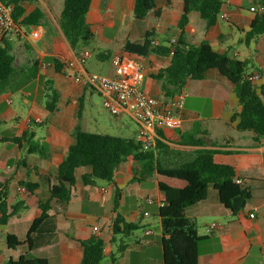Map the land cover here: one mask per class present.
Wrapping results in <instances>:
<instances>
[{
    "label": "crops",
    "instance_id": "1",
    "mask_svg": "<svg viewBox=\"0 0 264 264\" xmlns=\"http://www.w3.org/2000/svg\"><path fill=\"white\" fill-rule=\"evenodd\" d=\"M241 1L224 0L221 12L227 13L229 19L218 20L216 26L210 29H207L197 12H192L185 34L189 43L199 45L207 41L217 52H228L239 60H249L253 70L248 73L260 76V81L255 83L259 90L264 84V52L260 49L264 46V36L249 45L245 43V34L250 30L259 6L252 12L254 5L244 6ZM156 5V10L144 21H138L134 18L135 0H92L87 23L96 31L95 48L109 56V60L103 61L107 67L110 64L113 66L112 58L115 55L127 54L124 46L128 40L141 44L148 32L154 34L153 41L159 46L172 47V40H177L181 34L179 20L184 11V2L156 0ZM23 6L27 15L39 8L41 19L33 25L22 26L25 37L6 41L12 45L16 57L20 83H26V86L30 87L36 86L34 91L22 93L28 109L25 118L8 106L11 105L9 98L12 90L0 96V182L10 180L6 198L10 207L24 201L28 209L12 218L7 225L1 224L0 213V264H8L10 260L17 261L23 255L47 259L49 264H81L82 250L72 239H89L92 236L99 237L104 242L106 257L102 264H163L165 235L159 217L158 222H149L151 213L143 205H139L138 209L129 215H126L122 208L126 206L128 192H135L141 196L143 203L156 205L159 209L161 181L177 188L185 187L186 183L152 174L145 182L155 184L157 191L154 203L148 204V189L136 188L140 182L133 180L139 177L134 172V167L139 166L131 160L118 167L115 184L98 181L95 186H85L81 176L86 170H79L72 200L67 203H51L49 219L41 225L37 233L31 235L32 249H29L28 245L16 249L8 247V235H15L21 241L27 239L33 221L42 214L39 204L51 200L50 188L55 183L57 169L65 158L67 149L75 142L73 131L78 114L81 115L79 122L82 129L87 131L90 123L87 119L88 102L94 94L102 98L95 89L76 81V77L83 70L70 68L63 63V60L70 61L82 53H77L71 48L60 29L59 21L64 0H37L34 3H24ZM234 28L241 35L238 43H245L248 47L256 46L255 55L250 53L244 58H239L241 53L229 43L230 40L235 42ZM32 32L38 33L37 39L32 38ZM29 36L34 41H30ZM17 43L20 60L14 49ZM127 55L140 63L143 70L141 88L148 96L170 100L177 94L166 92L162 83L153 77L160 70L170 66V56L150 54L144 58ZM252 56L258 66L251 60ZM37 62L38 67L35 66ZM56 63L59 65L56 66ZM113 68L114 72L111 75L106 74L107 76L115 74V67ZM85 70L95 73L87 66ZM181 92L185 94L183 126L177 131H164L163 135L167 140L163 141L173 151H181L187 156L197 148L179 146L181 136L195 135L200 138L199 133H206L207 137L203 138L216 142L219 145L217 149L234 152L217 153L214 161L217 164L232 166L238 178L250 180L247 185L252 190V198L245 209L235 216L221 205L217 193L212 188L209 189L205 201L187 209V217L197 225L198 234L202 238L198 246V264H264V139H255L253 132H239L235 129L237 121H232V118L234 112L240 110L238 99L233 84L217 70L209 71L202 81H187ZM53 96L57 97V109L50 112L46 109V104L53 100ZM207 98L211 100V113L209 118L202 121V110L193 106L190 100ZM120 119L118 121L121 122ZM27 131L35 132V140L45 146L50 154L49 158L44 159L38 154L27 156L25 147L11 141H1L18 138ZM24 158L31 169L30 180L40 185L34 194L20 193L18 190V181L25 177L26 171L21 170L16 174L17 165ZM174 160L169 158L168 162L172 163ZM116 187L121 191L117 213L126 223L140 228L141 235H136L135 232L129 236L113 235L112 228L117 216V213L113 212ZM125 190L127 194H124ZM74 204L75 206L71 207ZM87 209L93 212L104 211L105 221L82 222L80 218L88 216L85 213ZM145 212L150 216L145 217ZM214 222L220 223V227L207 233L206 229ZM94 228H98V232H95ZM124 246L125 249L118 253ZM112 254H116L115 261L110 260Z\"/></svg>",
    "mask_w": 264,
    "mask_h": 264
},
{
    "label": "trees",
    "instance_id": "2",
    "mask_svg": "<svg viewBox=\"0 0 264 264\" xmlns=\"http://www.w3.org/2000/svg\"><path fill=\"white\" fill-rule=\"evenodd\" d=\"M1 1L6 5L15 6L14 19L21 25H33L41 19L39 8L27 15L23 6L24 3H34L37 0ZM183 2L184 11L179 20L181 34L175 45L170 48L152 46L154 34L148 32L141 44L128 40L124 51L127 54L144 58L150 54L170 56V66L160 70L153 77L162 83L166 92L172 93V95L181 92L187 81H202L209 71L217 70L222 77L233 84L238 99L240 110L235 111L232 118V121H237L235 129L239 132H253L256 135L255 139L263 138L264 84L258 90L254 82L250 80L253 76L248 73L251 62L239 60L228 52H217L207 41L199 45L187 42L185 28L190 22L191 13L197 12L205 22L207 29H210L218 22L224 0H183ZM91 3L92 0H64L59 26L71 48L77 53L91 52L96 49V31L87 23ZM253 3L254 11L256 5L259 6V10L255 12L250 30L245 34L247 45L264 36V0H254ZM156 6V0H135L134 18L144 21L151 12L156 10ZM157 15L159 16L158 12ZM98 58L102 61L109 60V56L103 52L99 53ZM58 65L56 63V66ZM35 66H39L38 62L35 63ZM17 75L16 57L12 45L5 41L0 46V96L9 90L10 83ZM56 103L57 97L53 96V100L46 104V109L54 112L57 109ZM80 116L78 114L77 124L73 131L75 142L67 149L66 156L57 169L55 183L50 188L51 200L39 204L42 214L33 221L25 241H21L15 235L7 236L10 249L24 245H28L29 249H32L31 235L37 233L41 225L49 219L51 203L53 201L67 203L72 200L79 170H86L81 176L85 186H95L98 181L115 184L118 167L131 160L139 166L138 168L134 167V172L139 175L133 179L134 181L144 182L147 177L155 173L166 179H175L186 183L183 188L170 186L163 181L159 183L158 217L165 235L163 264H198V246L202 238L198 234L197 225L187 217L186 211L205 201L210 188L217 193L221 205L233 216L244 210L252 198V190L247 185V181L250 180L243 179L241 184L237 183L238 176L232 166L217 164L214 161V156L217 153L233 154L234 152L217 149L219 145L216 142L203 138L207 137L206 133H199L200 138L195 135L181 136L179 146L197 148L186 156L181 151H173L163 141L167 140L163 135L164 131H158L155 143L146 149L140 138L128 139L84 131L79 122ZM1 124L2 122H0ZM35 137V132L27 131L18 138L2 139L1 141H11L20 147H25L27 156L38 154L44 159L49 158V152L42 143L35 140ZM207 146L213 148H207ZM169 158L175 160L170 163L168 162ZM21 170H25L26 175L19 179V186L24 187L28 193L34 194L40 185L30 180L31 169L26 158L19 161L16 174ZM9 186V179L0 182L2 225H7L12 218L28 209L24 201H19L11 207L8 205L6 198ZM120 192V189L116 187L114 213H117L119 208ZM139 229L137 226L126 223L123 217L117 213L112 228L114 236L121 234L129 236ZM72 240L82 250L81 264H102L106 253L101 238L92 236L89 239L74 238ZM125 247L121 248L118 253L122 252ZM110 260L115 261L116 254H112ZM8 264H49V261L23 255L17 261L10 260Z\"/></svg>",
    "mask_w": 264,
    "mask_h": 264
},
{
    "label": "built area",
    "instance_id": "3",
    "mask_svg": "<svg viewBox=\"0 0 264 264\" xmlns=\"http://www.w3.org/2000/svg\"><path fill=\"white\" fill-rule=\"evenodd\" d=\"M251 11L254 12V8ZM14 12V5H6L0 0V46L6 40L12 41L26 36L23 25L15 21ZM228 19L227 13L220 12L218 20L227 21ZM31 36L37 39L38 33L32 32ZM176 43V39L171 42L172 46ZM152 46L159 45L156 41H152ZM92 57L91 52L85 51L70 61L63 60V63L70 68L83 70L76 77V81L99 92L103 98L104 107L111 116L115 118L129 117L139 126V136L146 149L155 143L158 131H177L182 128L184 93L179 92L170 100L151 98L141 88L143 70L136 59L127 54L115 55L112 58L115 74L103 76L88 73L85 70V66ZM250 80L254 84L258 83L260 76L253 75ZM237 183L241 184L242 179L238 178ZM18 190L20 193H27L24 187H19ZM147 203L153 204L154 200L149 198ZM144 216L148 217L150 214L145 212ZM251 217L253 218L254 214ZM219 227L220 223L214 222L206 231L211 233L212 230ZM94 231L98 232V228H94Z\"/></svg>",
    "mask_w": 264,
    "mask_h": 264
},
{
    "label": "rangeland",
    "instance_id": "4",
    "mask_svg": "<svg viewBox=\"0 0 264 264\" xmlns=\"http://www.w3.org/2000/svg\"><path fill=\"white\" fill-rule=\"evenodd\" d=\"M254 0H242L241 4L244 6H249L250 4L254 5L253 3ZM257 1V0H256ZM258 7V5H256ZM233 36L235 39L230 40V44L234 45L236 50L241 53L239 58H244L246 54L255 55V49L256 46L253 45L251 47H248L245 43H238V40L240 39L241 35L238 32L237 29H233ZM30 41H34V39L29 36ZM243 42V40H242ZM22 45V44H21ZM16 56L18 60H20L21 54L19 52L18 48V43L14 46ZM261 51L264 52V46H262ZM93 53V57L89 60L87 63V67L92 69L96 74L107 76L106 74L111 75V73L114 72L113 66L110 64L108 67L105 65V63L98 58L99 53L101 52L98 49L91 50ZM251 60L255 65L258 66L257 62L255 61V57L252 56ZM256 66V67H257ZM17 71L19 72L18 67L16 66ZM253 68L252 66L249 67L248 72L252 71ZM19 74V73H18ZM19 76L17 75L13 81L10 83L9 91L12 90V94L9 98V101H11L10 106L12 109L17 111L19 115L23 118H25L28 115V109L23 101V91L26 92H32L34 91L33 89L35 88L36 85H33L32 87L26 86V83H20ZM193 106H197L202 110V116L201 118L204 121L205 119L210 117L211 113V100L207 99H202V100H195L192 99L190 100ZM87 119L90 120L89 126L87 128L88 132H93V133H99V134H104V135H112V136H118V137H123V138H128V139H139V126L131 120L129 117L123 116L121 117V122L118 121L119 118H115L111 116L106 108L104 107V101L103 99L98 96L97 94L93 95L92 100L88 102L87 105ZM97 121V122H95ZM172 166V165H171ZM107 182H105L106 184ZM136 188H141V189H148V195L146 198L150 197L151 199H154L155 201V195L157 191V187L155 184L150 183V182H140L139 185H136ZM124 194H127V190H125ZM141 196L136 195L135 192H128V195L126 197V206L125 208H122V211L126 214L129 215L131 213H134L139 205H143L146 209H148L151 213V218L149 219V222H158V209L157 206H149L143 203L140 200ZM145 198V199H146ZM72 205L71 207H74ZM87 208V207H86ZM85 213L88 215L86 218H80L82 222H104L105 221V214L104 211H89L88 209L85 211ZM99 218V219H98ZM87 223V224H88ZM142 230L136 231V235H141Z\"/></svg>",
    "mask_w": 264,
    "mask_h": 264
}]
</instances>
